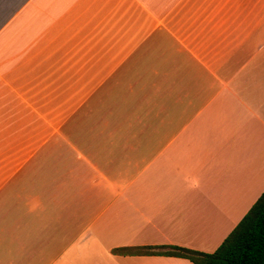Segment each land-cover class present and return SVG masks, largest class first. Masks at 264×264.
<instances>
[{
    "label": "crops",
    "instance_id": "crops-1",
    "mask_svg": "<svg viewBox=\"0 0 264 264\" xmlns=\"http://www.w3.org/2000/svg\"><path fill=\"white\" fill-rule=\"evenodd\" d=\"M263 192L264 0H0V264H193L114 250Z\"/></svg>",
    "mask_w": 264,
    "mask_h": 264
},
{
    "label": "trees",
    "instance_id": "trees-1",
    "mask_svg": "<svg viewBox=\"0 0 264 264\" xmlns=\"http://www.w3.org/2000/svg\"><path fill=\"white\" fill-rule=\"evenodd\" d=\"M114 252L178 257L193 264H264V192L213 253L172 246L123 248Z\"/></svg>",
    "mask_w": 264,
    "mask_h": 264
}]
</instances>
